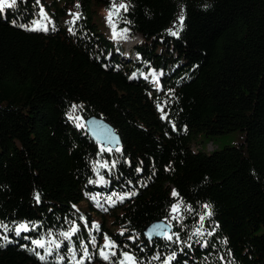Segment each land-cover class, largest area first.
Listing matches in <instances>:
<instances>
[{
  "label": "trees",
  "instance_id": "obj_1",
  "mask_svg": "<svg viewBox=\"0 0 264 264\" xmlns=\"http://www.w3.org/2000/svg\"><path fill=\"white\" fill-rule=\"evenodd\" d=\"M114 3L127 6L115 30L140 37L135 58L91 19ZM91 113L119 147L85 133ZM231 131L241 141L190 148ZM155 219L179 240L145 239ZM19 223L30 230L17 235ZM0 224V264H119L123 252L136 264L173 252L169 264H264V0H17L0 12ZM73 224L69 243L59 233ZM36 239L61 246L46 254Z\"/></svg>",
  "mask_w": 264,
  "mask_h": 264
},
{
  "label": "snow or ice",
  "instance_id": "obj_2",
  "mask_svg": "<svg viewBox=\"0 0 264 264\" xmlns=\"http://www.w3.org/2000/svg\"><path fill=\"white\" fill-rule=\"evenodd\" d=\"M17 0H0V12H3L6 8H11V7H14L15 4H16ZM77 7H79V5H77ZM120 9H123V10H127V6L124 4V3H119V4H116L114 3L112 5V7L110 8L109 10V13H108V21L110 23H112V18H113V15L114 14H117L119 13V10ZM41 13H43V8H41ZM73 19L71 21H68V23H71V24H74L75 21L77 19H79V14L78 13H71ZM183 12L181 13V16L179 17V19L181 20V22L183 21ZM44 30H47V28H45ZM69 31L71 32L72 31V28H69ZM117 33L115 31V25L113 24V36L116 37ZM172 35H176L175 32L172 33ZM75 108V106H73ZM79 126V125H78ZM119 150V149H117ZM103 182V177L100 178L99 181H97V183H102ZM126 195H135V193H127ZM172 196L173 197H176L178 196V193L176 192L175 189L172 190ZM37 199H39V196L37 194ZM118 200H123L124 197L123 196H118L117 197ZM108 200L109 202L111 203H115V201L112 199V197H108ZM99 207H102V205H99ZM204 207L206 209L210 208V205H204ZM179 204H173L171 206V213H172V219H177L178 218V215H179ZM207 216H211L212 213L211 211H208L206 213ZM204 216H201V221L204 220ZM0 227H3L5 229V231H7V226L6 225H3V224H0ZM33 227H35V225H33ZM93 228H98L99 226L97 224H93L92 225ZM203 227L202 223H201V228ZM29 225L27 223H19V224H16L15 225V231H16V234L17 235H20V233L23 231V232H26V231H29ZM169 230H170V225H167V224H164V223H159V224H156V225H153L151 230H150V233H149V236L151 238L152 235H159L161 236L163 239H166L168 241H172L173 238L175 237L176 240H179V235L176 234V233H171L169 234ZM78 231V228L75 224L72 225V227H70V229L68 231H63V232H60L59 235L61 237L64 238V240H68L69 243H71V238L73 237V235ZM194 235L196 236H201L203 235V233L201 232V229L200 228H197L195 230V232L193 233ZM49 236L52 235V233H48ZM208 235H211V233H208ZM27 239V237H25ZM3 239L5 241H7V236L3 237ZM189 239H191V237H189ZM32 244L35 245L36 247L38 248H44L45 249V253L48 254L52 251V248H60V243H58L55 239L53 240H50V241H45L44 239H36V240H32ZM47 245V246H46ZM115 247V244L114 242H112L110 240V238L105 235V243L103 246H101V249H100V255L105 259V260H108L109 259V253L105 251V249H111V248H114ZM72 249H70L71 251ZM111 255H115V253H110ZM37 255H39V253H37ZM73 255H75V253H73ZM175 255L176 253L173 252L171 255H169L168 257H166L164 259V262L163 264H169L170 261H172L174 258H175ZM84 256L87 257L88 256V252H87V249L85 248L84 249ZM122 256L124 257V259H122L119 264H136V261H135V258L130 255L128 252H123L122 253ZM40 259L41 260H44L45 259V256L41 255L40 256ZM61 259H63V257H61ZM153 259H159L158 256H154ZM77 264H82V260L81 261H78Z\"/></svg>",
  "mask_w": 264,
  "mask_h": 264
},
{
  "label": "rangeland",
  "instance_id": "obj_3",
  "mask_svg": "<svg viewBox=\"0 0 264 264\" xmlns=\"http://www.w3.org/2000/svg\"><path fill=\"white\" fill-rule=\"evenodd\" d=\"M60 4V3H59ZM76 13V12H75ZM109 11L100 7L93 6L92 11L90 12V16L92 21L95 23L97 30L103 32L107 35L112 41H117L122 47V53H124V45H128V58H135V53L133 49V45L140 40L139 36L131 34L127 29H122L120 31H116V37L113 36V22L110 23L107 19ZM69 21L73 19L72 16L67 17ZM65 19H59V23H64ZM32 27L37 28L38 25H33ZM148 73H144L147 76ZM153 71H149V79L150 76L153 78ZM143 76V75H142ZM242 135L239 131H231L228 133H223L216 136H211L209 138L205 137L202 133H199L195 136L190 144V148L193 151H202L205 153L210 152L212 149H219L225 145H234L241 141ZM100 178H96L95 181H99ZM104 181V180H103ZM16 232V231H15ZM4 235L0 232V238H3Z\"/></svg>",
  "mask_w": 264,
  "mask_h": 264
},
{
  "label": "water",
  "instance_id": "obj_4",
  "mask_svg": "<svg viewBox=\"0 0 264 264\" xmlns=\"http://www.w3.org/2000/svg\"><path fill=\"white\" fill-rule=\"evenodd\" d=\"M82 124L85 133L102 149L113 150L120 146L121 142L119 136L114 130L113 126L98 114L91 113L89 115H86L82 119ZM159 223L169 225V223L164 219L152 220L151 222L143 226L141 230L145 239L161 237L159 235H152L150 238L149 236L152 226Z\"/></svg>",
  "mask_w": 264,
  "mask_h": 264
},
{
  "label": "bare ground",
  "instance_id": "obj_5",
  "mask_svg": "<svg viewBox=\"0 0 264 264\" xmlns=\"http://www.w3.org/2000/svg\"><path fill=\"white\" fill-rule=\"evenodd\" d=\"M136 36H138V35H136Z\"/></svg>",
  "mask_w": 264,
  "mask_h": 264
}]
</instances>
